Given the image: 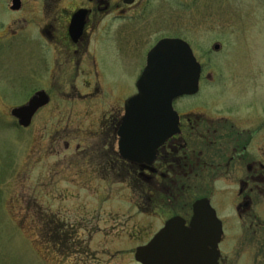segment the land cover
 <instances>
[{"label": "rangeland", "instance_id": "374dc122", "mask_svg": "<svg viewBox=\"0 0 264 264\" xmlns=\"http://www.w3.org/2000/svg\"><path fill=\"white\" fill-rule=\"evenodd\" d=\"M20 1L13 11L11 0H0V77L8 79L0 81V264H135L142 236L159 229L161 204L131 177L124 186L109 173L112 182L93 180L105 159L89 153L99 149L95 135L135 93L149 50L163 38L186 41L202 67L198 95L176 101L178 112L264 110V0H139L126 19L104 18L90 41L97 76L89 94H51L27 128L11 109L30 98L29 59L41 73L37 44L29 58L27 40L40 43L44 0ZM79 81L78 88L88 79ZM217 189L211 199L220 214Z\"/></svg>", "mask_w": 264, "mask_h": 264}, {"label": "flooded vegetation", "instance_id": "af4514ba", "mask_svg": "<svg viewBox=\"0 0 264 264\" xmlns=\"http://www.w3.org/2000/svg\"><path fill=\"white\" fill-rule=\"evenodd\" d=\"M138 1L44 0L39 9L44 23L37 29L40 43L27 40L29 58L34 54L32 44H37L35 49L39 53L42 73L38 74L28 58L23 88L30 98L44 92L49 104L53 93L81 96V90H84L88 91L85 95L89 94L91 78L97 76L90 51L91 37L97 25L107 17L124 18L127 10L135 7ZM61 4L66 6L61 7ZM84 76L88 81L81 82L78 88L79 78ZM1 80L8 79L0 77ZM200 84L201 77L199 87ZM199 90L195 95L182 98L193 99ZM135 93L123 100L122 107L114 116L108 117L110 120L105 129L102 125L99 135H95L92 141L95 146L99 143V149L89 150L94 162L100 150L99 158H105L99 164L104 167L98 168V178H93L95 182L98 179L101 184L109 179L112 182L106 174L109 173L118 178L114 185L124 186L131 177L130 182L135 181L141 187V193H147L153 198L152 202L161 204L160 212L153 219L159 229L149 238L142 236L141 244L133 252L134 260L138 248L147 246L168 221L176 219V232L170 235L173 246L158 248L155 264H264V118L255 120L252 117L264 110L247 105L242 110L236 109L234 116H225L220 108V112L210 118L204 110H199L200 113L178 112L175 107L176 101L181 99L178 98L172 105L178 117L175 132L153 154L138 155L131 160L126 157L119 133L125 102ZM13 122L18 125L14 118ZM65 149L68 150V143ZM86 152L82 153L84 157ZM215 186H218V194L220 192V214L211 199L215 198ZM189 193L191 198L186 201ZM200 201H207L220 225L221 235L215 249L208 248L203 241L207 233L192 227L194 206ZM135 264L139 263L135 260Z\"/></svg>", "mask_w": 264, "mask_h": 264}, {"label": "water", "instance_id": "95a60500", "mask_svg": "<svg viewBox=\"0 0 264 264\" xmlns=\"http://www.w3.org/2000/svg\"><path fill=\"white\" fill-rule=\"evenodd\" d=\"M11 4V10L20 9V0H12ZM200 73L201 67L191 48L183 40L163 39L152 48L136 83L137 93L129 98L124 106L125 114L119 135L128 159L134 160L138 155L153 154L154 150L175 132L178 117L173 111L172 103L179 97L197 93ZM48 101L49 98L44 92H38L32 95L25 105L12 109L11 115L18 120L19 127H29L36 112L46 106ZM194 212L193 229L199 228L207 233L203 241L208 248L215 249L221 229L214 211L207 201H200L195 204ZM176 222V219L168 221L164 229L147 246L137 249L135 260L139 264H155L158 248L173 246L170 243V235L176 232ZM166 238L169 239L165 240ZM164 240L167 247L162 243Z\"/></svg>", "mask_w": 264, "mask_h": 264}, {"label": "trees", "instance_id": "16d2710c", "mask_svg": "<svg viewBox=\"0 0 264 264\" xmlns=\"http://www.w3.org/2000/svg\"><path fill=\"white\" fill-rule=\"evenodd\" d=\"M52 232H53V231H52ZM58 232H59V230H58ZM56 233H57V231H56ZM59 233H61V232H59ZM60 235H61V234H60ZM60 235H59V236H60ZM61 240H62V239H61ZM57 244H58V243H57ZM59 244H61V243H59ZM59 244H58V245H59ZM60 246H61V245H60Z\"/></svg>", "mask_w": 264, "mask_h": 264}]
</instances>
